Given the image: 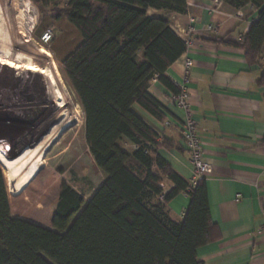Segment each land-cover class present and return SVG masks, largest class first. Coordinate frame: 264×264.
I'll list each match as a JSON object with an SVG mask.
<instances>
[{
	"label": "trees",
	"instance_id": "1",
	"mask_svg": "<svg viewBox=\"0 0 264 264\" xmlns=\"http://www.w3.org/2000/svg\"><path fill=\"white\" fill-rule=\"evenodd\" d=\"M39 1L47 7L52 2ZM222 1L234 10H258L242 43L248 64H258L264 0ZM148 9L184 14L187 4L67 0L57 12L55 19H67L84 39L62 66L84 109L88 148L105 179L89 201L64 184L52 229H47L13 217L11 208L20 216L34 212L46 191L42 177L52 174L38 162L30 169L18 163L6 180L0 167V264H204L198 250L215 233L204 181L191 189L159 154L160 148L171 146L158 144L157 134L132 110L139 105L163 121L168 112L150 93L152 82L180 92L166 72L186 52V44L167 19L148 16ZM261 67L258 83L264 85ZM165 180L171 186L165 184L163 190ZM181 193L191 203L176 222L166 206Z\"/></svg>",
	"mask_w": 264,
	"mask_h": 264
},
{
	"label": "crops",
	"instance_id": "2",
	"mask_svg": "<svg viewBox=\"0 0 264 264\" xmlns=\"http://www.w3.org/2000/svg\"><path fill=\"white\" fill-rule=\"evenodd\" d=\"M4 4V9H11L5 13L11 14L13 9ZM186 4L184 14L155 9H148L147 14L167 19L184 42L188 30L196 29L190 34L194 44L166 76L178 88L188 79L185 85L190 107L204 144V157L213 169L204 184L215 233L213 241L198 250V259L204 264H264V241L258 236L264 220V85L258 83L263 72L264 46L259 63L252 66L242 47L259 12L253 6L234 10L222 0H186ZM11 15L28 33L23 19ZM211 23L218 26L219 40L202 33L203 27ZM67 25L79 35L74 26ZM149 91L166 108L165 119L159 121L139 105L132 110L157 134L158 144L165 141L171 146L160 148L159 154L189 182L193 165L181 136L184 111L172 103L175 94L157 80ZM55 94L59 111L65 110L60 92ZM124 145L134 148L127 141ZM0 167L3 170L5 166L1 163ZM164 184L171 186L168 180ZM190 203L186 193L174 197L166 206L170 218L181 222Z\"/></svg>",
	"mask_w": 264,
	"mask_h": 264
},
{
	"label": "rangeland",
	"instance_id": "3",
	"mask_svg": "<svg viewBox=\"0 0 264 264\" xmlns=\"http://www.w3.org/2000/svg\"><path fill=\"white\" fill-rule=\"evenodd\" d=\"M66 2L52 0L49 7L39 0L0 2V164L7 178V167L18 163L30 169L38 162L52 174L42 177L46 191L34 212L20 216L11 208L13 217L47 229H52L64 184L89 201L105 179L88 148L84 109L62 66L84 41L79 31L80 36L70 31L67 19H55ZM4 3L26 23L30 44L41 51L38 61L20 42L16 27L7 26L11 21L5 12L11 9ZM46 30L53 34L47 44L41 40ZM58 92L65 110L57 106Z\"/></svg>",
	"mask_w": 264,
	"mask_h": 264
},
{
	"label": "built area",
	"instance_id": "4",
	"mask_svg": "<svg viewBox=\"0 0 264 264\" xmlns=\"http://www.w3.org/2000/svg\"><path fill=\"white\" fill-rule=\"evenodd\" d=\"M195 30L196 29L194 27H191L187 32L185 40L186 51H189V49L194 44L190 34L196 32ZM202 33L207 38H212L214 40L220 39L218 26L215 23L205 25L203 27ZM52 39L53 34L51 30H46L41 35V40L46 44ZM187 66L191 67L192 62L188 61ZM187 81L188 79L186 78L184 83L179 84L180 92L173 95L171 97V101L184 111L185 117L181 129V136L183 138L185 147L189 152L190 160L193 165V172L189 181V186L191 189H194L200 182L204 181L207 176L212 174L213 169L211 164L204 157V144L200 138L198 123L195 120L194 113L190 107V94L185 85ZM166 124L169 125L168 122ZM160 188L165 190V184H160ZM160 200H164V194L160 195ZM258 236L264 241V220L258 229Z\"/></svg>",
	"mask_w": 264,
	"mask_h": 264
},
{
	"label": "bare ground",
	"instance_id": "5",
	"mask_svg": "<svg viewBox=\"0 0 264 264\" xmlns=\"http://www.w3.org/2000/svg\"><path fill=\"white\" fill-rule=\"evenodd\" d=\"M4 14V13H3ZM6 15V14H5ZM7 16V15H6ZM9 17V16H7ZM9 20L11 21V23L7 26H15L16 27V32L19 34V39H20V42L28 48V51H31L32 55L37 59V61L39 60V57H40V54H41V51H40V48H35L33 47L31 44H30V41L31 40L28 36V34L22 30V28H20V26L18 24H16L10 17H9ZM1 25V24H0ZM4 27V26H3ZM2 31V30H1ZM26 48V49H27ZM27 51V50H26ZM29 53V52H28ZM26 54V53H25ZM30 55V54H29ZM27 57V56H26ZM29 66V65H28ZM31 70H33V68L35 69L36 65H32L31 64ZM29 70V69H28ZM30 70V71H31ZM36 70V69H35ZM34 71V70H33ZM5 120V119H4ZM3 124V123H2Z\"/></svg>",
	"mask_w": 264,
	"mask_h": 264
}]
</instances>
